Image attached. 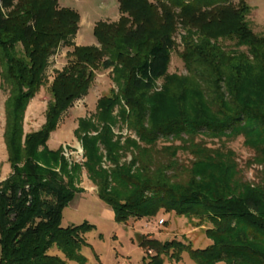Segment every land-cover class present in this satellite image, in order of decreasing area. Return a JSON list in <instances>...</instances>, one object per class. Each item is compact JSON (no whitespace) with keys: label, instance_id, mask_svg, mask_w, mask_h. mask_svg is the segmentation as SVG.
<instances>
[{"label":"trees","instance_id":"1","mask_svg":"<svg viewBox=\"0 0 264 264\" xmlns=\"http://www.w3.org/2000/svg\"><path fill=\"white\" fill-rule=\"evenodd\" d=\"M173 8L182 25L199 32L195 39L183 38L182 58L192 79L167 73ZM120 9L131 18L95 25L99 47L73 45L67 65L50 84L44 123L24 134L26 106L43 85L49 56L77 32L79 14L59 8L56 0H0V77L9 90L3 139L10 167L0 180V264L86 261L81 249L89 245L85 235L94 226L86 221L61 226L64 208L81 191L75 186L81 166H69L61 148L51 149L47 141L62 114L86 94L98 66L111 69L119 93L98 99V124L80 119L75 135L82 167L114 220L126 224L173 212L211 225L204 231L210 243L203 248L141 235L139 246L153 254L140 264H165L163 256L177 264L183 253L195 264H264V184L237 182L229 156L208 153L193 141L242 136L264 158V34L250 28L245 0H120ZM225 38L237 49L223 50L217 42ZM116 107L138 139H126L130 146L154 145L168 136L190 142L196 160L183 181L172 180L161 165L134 167L136 157L119 162L121 146L112 132Z\"/></svg>","mask_w":264,"mask_h":264},{"label":"rangeland","instance_id":"2","mask_svg":"<svg viewBox=\"0 0 264 264\" xmlns=\"http://www.w3.org/2000/svg\"><path fill=\"white\" fill-rule=\"evenodd\" d=\"M18 2L24 0H14ZM59 8H68L79 14L78 30L69 42H61L52 52L47 61V66L43 75V85L37 94L28 102L23 117L24 134L39 129L44 123L45 110L52 100L50 84L56 72L61 71L68 63V52L76 46H96L99 47L93 29L97 23L116 25L121 18L130 19L128 12L120 9V0H56ZM155 6L159 3L151 1ZM235 4L238 0H233ZM247 6L246 20L250 28L258 35L264 34V0H245ZM200 10L204 9L199 6ZM175 14L173 48L170 54L168 75L175 74L179 77L192 79V68H188L182 58L184 52L183 38L189 36L196 38L199 34L196 26H184L178 16V9H172ZM159 15L160 11L158 10ZM8 11H5L7 14ZM83 18V25L80 29V18ZM151 21V18L149 22ZM92 28V29H91ZM190 29L191 34H188ZM150 30L156 31L154 26ZM217 44L223 50L230 52L237 49L235 42L230 38L219 39ZM104 57H108L104 55ZM1 72V68H0ZM95 76L85 95L76 100L66 112L60 117L56 129L61 134L60 138L51 135L47 144L51 149L61 148V154L69 166L79 164L80 173L75 180V186L81 191L76 193L74 200L64 208L62 212L61 226L66 227L74 224L78 225L88 222L94 228L85 235L88 246H83L81 253L85 256L84 264H140L145 256H150L153 251H145L139 246L138 239L141 235H148L160 241L180 240L190 244L193 248H203L210 243L204 231L210 227L207 221H200L197 218L178 216L173 212H160L154 218L129 219L126 224L118 223L114 220L112 209L97 196V188L90 181L82 163L84 161L83 149L80 141L75 135L80 119L90 120L98 124L96 104L97 100L118 94V86L113 82L111 69H102L100 66L94 70ZM162 79L157 81L160 86ZM9 95L6 86L0 77V180L5 179L10 173L7 162V151L3 139L5 125V101ZM119 107L113 111L114 124L112 132L113 140L119 138V162L129 163L133 157L137 158L134 167L143 163L146 168L153 170L159 165L166 168L167 174L172 180L183 181L187 177L186 169L189 168L196 157L191 152L190 143L185 142V137L177 139L171 136L159 137L155 144L146 145L137 141L139 147L130 146L126 139L138 140L135 133L126 127V122H122L118 116ZM128 130V131H127ZM58 132V134H59ZM193 141L201 143L209 151L208 153H219L229 156L235 167L234 179L241 184H264V158L260 152L248 147L244 143L242 136L236 138L213 139L209 137H198ZM63 145L72 155L66 157L63 154ZM171 147L170 149H167ZM180 147L175 154L172 150ZM103 150V149H102ZM105 153L104 151H102ZM230 153V154H229ZM104 166L108 168L109 163L103 159ZM106 163V164H105ZM163 220L160 224L159 221ZM52 253H57L55 250ZM165 264L173 263L168 257L163 256ZM76 264V263H73ZM177 264H195L187 253L182 254V259ZM223 264V263H218Z\"/></svg>","mask_w":264,"mask_h":264},{"label":"crops","instance_id":"3","mask_svg":"<svg viewBox=\"0 0 264 264\" xmlns=\"http://www.w3.org/2000/svg\"><path fill=\"white\" fill-rule=\"evenodd\" d=\"M83 25V18H82V15H81V18H80V29H81V26ZM92 29V28H91ZM35 130H37V129H35ZM58 129H56L55 131H53L52 133H51V135H55V137L56 138H60L61 137V134H60V132H59V134H58ZM50 135V136H51ZM48 145V144H47ZM49 147V146H48ZM50 148H52V147H50ZM54 148H56V147H54ZM53 148V149H54ZM114 216V215H113ZM206 245H208V243L206 244Z\"/></svg>","mask_w":264,"mask_h":264},{"label":"built area","instance_id":"4","mask_svg":"<svg viewBox=\"0 0 264 264\" xmlns=\"http://www.w3.org/2000/svg\"><path fill=\"white\" fill-rule=\"evenodd\" d=\"M72 151H69L68 150V148L65 146V145H63V154L66 156V157H69V155H72ZM159 223L160 224H162L163 223V220L161 219L160 221H159Z\"/></svg>","mask_w":264,"mask_h":264}]
</instances>
